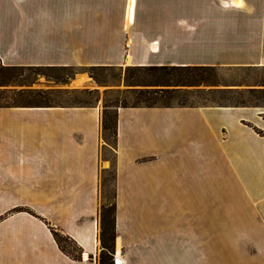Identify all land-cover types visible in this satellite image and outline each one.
<instances>
[{"label": "crops", "instance_id": "0c3cea01", "mask_svg": "<svg viewBox=\"0 0 264 264\" xmlns=\"http://www.w3.org/2000/svg\"><path fill=\"white\" fill-rule=\"evenodd\" d=\"M0 65L264 69V0H0ZM79 78L54 89L90 92ZM232 86L175 89L233 104L118 107L113 146L98 92L0 107V264H97L112 165L113 264H264V84Z\"/></svg>", "mask_w": 264, "mask_h": 264}, {"label": "rangeland", "instance_id": "374dc122", "mask_svg": "<svg viewBox=\"0 0 264 264\" xmlns=\"http://www.w3.org/2000/svg\"><path fill=\"white\" fill-rule=\"evenodd\" d=\"M67 73L65 72H48V70L37 71L30 68H19L16 71L11 72L8 84L0 86V105L17 106V105H34L40 103H47L48 105H93L96 96L101 98L102 112L104 104H130L135 100V93L139 90L154 89L152 86L140 87L132 84L133 79H128L125 68H109L106 70L94 71V78L86 71V69H75L73 78H79L80 84L90 88V92H69L64 90L54 89L58 86H68V82L71 79H66ZM211 81L216 83L217 86H252L264 84V69H250V70H216ZM208 88V87H205ZM96 90L93 91L92 90ZM19 92V93H18ZM31 93H41L40 97L29 95ZM98 92V93H96ZM239 95L230 93H205L203 90L196 92H187L182 90L181 93L175 94L174 99L169 103L173 106L177 103H183L188 105L204 104L205 106L211 105H226L233 104L235 100H241ZM248 96V95H247ZM258 100L250 98L251 102L257 100L264 103V94L257 95ZM249 98V97H247ZM180 100V101H179ZM245 99L244 101H246ZM256 101V102H257ZM165 101H158L157 105L164 104ZM112 112V110H110ZM110 153L105 150L102 153V157L111 158ZM111 173L104 171L100 176V205L108 203L112 198V182ZM103 180H107L103 184ZM103 184V186H102ZM100 254V253H99ZM98 259V258H97Z\"/></svg>", "mask_w": 264, "mask_h": 264}, {"label": "trees", "instance_id": "16d2710c", "mask_svg": "<svg viewBox=\"0 0 264 264\" xmlns=\"http://www.w3.org/2000/svg\"><path fill=\"white\" fill-rule=\"evenodd\" d=\"M22 67H4L0 65V86L4 84H8L9 77L11 76V72L18 70ZM30 68V67H26ZM110 67H100L94 66L86 68V71L94 78V71L98 70H106ZM112 68V67H111ZM30 69H34L37 71H45L48 72H65L66 79L73 78L74 70L76 68L70 67H33ZM126 75L128 79H133L130 85L146 87L152 86L154 89H143L139 90L135 93V101L130 104H104L103 105V112L101 114V135L103 141L110 146L115 144V132H116V114L118 107H159L157 105L158 101H165L164 104L160 106H170V100L176 98L174 95L181 93L180 90L175 89L176 87H195L199 85L205 86H217L215 81L212 82L211 78L214 76L216 70L213 67H205V66H196V67H188V66H181V67H170V66H161V67H126L125 68ZM170 88V89H169ZM19 93V92H18ZM1 94V92H0ZM34 95L36 97H40L41 93H31L29 95ZM180 101V100H179ZM183 103H177L180 105ZM12 106V105H7ZM2 106L0 107H7ZM17 106H29V107H40V106H47L51 107L54 105H48L47 103H40V104H24V105H17ZM67 106H75V105H67ZM78 106H86L82 104H78ZM14 107V106H12ZM112 110V112H110ZM111 158L110 160H114L112 152L109 150ZM114 165L107 170L111 173V182L114 184L115 182V170ZM107 183V180H103V184ZM102 184V186H103ZM112 184V198L111 201L105 204L100 205L99 209V244H100V254H98L96 261L97 264H113L112 255L114 254L113 248V240L115 236V232L113 229V204L112 201L114 199V188ZM46 224V223H45ZM52 237L58 247L60 248L61 252L72 259L80 260V255L82 250L78 247V245L70 239L68 236L62 234L59 230L48 226Z\"/></svg>", "mask_w": 264, "mask_h": 264}, {"label": "bare ground", "instance_id": "6f19581e", "mask_svg": "<svg viewBox=\"0 0 264 264\" xmlns=\"http://www.w3.org/2000/svg\"><path fill=\"white\" fill-rule=\"evenodd\" d=\"M154 49V48H153Z\"/></svg>", "mask_w": 264, "mask_h": 264}]
</instances>
